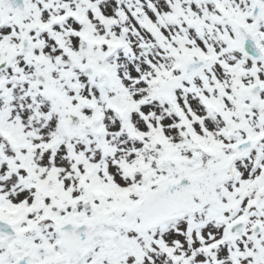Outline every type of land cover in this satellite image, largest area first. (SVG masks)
<instances>
[{"label": "snow or ice", "instance_id": "6c2138e0", "mask_svg": "<svg viewBox=\"0 0 264 264\" xmlns=\"http://www.w3.org/2000/svg\"><path fill=\"white\" fill-rule=\"evenodd\" d=\"M0 264H264V0H0Z\"/></svg>", "mask_w": 264, "mask_h": 264}]
</instances>
